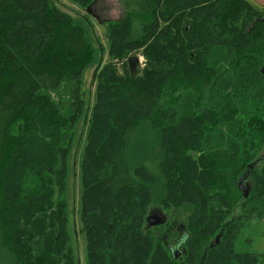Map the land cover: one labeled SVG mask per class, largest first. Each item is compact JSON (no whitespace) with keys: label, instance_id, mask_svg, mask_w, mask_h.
<instances>
[{"label":"trees","instance_id":"16d2710c","mask_svg":"<svg viewBox=\"0 0 264 264\" xmlns=\"http://www.w3.org/2000/svg\"><path fill=\"white\" fill-rule=\"evenodd\" d=\"M122 1L101 68L102 47L58 0H0V260L81 264L72 175L87 264H264V252L237 248L264 224V10L250 0ZM139 48L147 64L135 73L113 63ZM152 206L190 208L179 257L167 237L144 234Z\"/></svg>","mask_w":264,"mask_h":264},{"label":"rangeland","instance_id":"374dc122","mask_svg":"<svg viewBox=\"0 0 264 264\" xmlns=\"http://www.w3.org/2000/svg\"><path fill=\"white\" fill-rule=\"evenodd\" d=\"M61 3V7L69 11L74 19L85 28L86 34L90 36L92 43L95 47L101 46L103 52V62L101 64V68L109 63V38L108 34L110 33L109 23L117 21L119 19H123L125 16V5L122 0H93L88 5H82V3L75 0H58ZM256 6L264 10V0H250ZM91 6V10H93L96 14L99 15L101 22H99L92 14L87 12V8ZM86 19H89V28L87 27ZM130 56H138L140 58V63L137 68L141 69L147 64V57L144 53V48H139L138 50L130 51L125 58L121 61L118 59L113 60V63L121 69L123 63L126 62V65L129 67L128 58ZM100 68V69H101ZM94 71L95 67L89 68L86 71L83 91L84 98L90 100V104L94 101V94L96 89V84L94 79ZM99 74V73H98ZM65 88V86H64ZM59 97H63V106L67 107L69 105L68 95L65 94L63 90L59 91ZM91 94V96L89 95ZM75 136L72 143V150L70 160H74V168L79 170L80 159L82 156V151L85 145V137L87 132V127L84 126L82 122V117L75 124L74 127ZM11 170L10 177L14 179L16 174ZM69 192L68 198L70 200V217L74 222L76 234L72 235L73 239L76 243V250L78 254V258L81 264H87L88 262V253H87V238L86 235L82 231V227H84V223L80 220V207H81V192L82 187L80 184L79 176L77 178L70 176L69 180ZM67 194V192H66ZM190 212V208H182V209H173V210H165L163 208H159L156 206H152V208L148 207L147 215L145 216L142 229L144 234H147L149 229H151L150 234L156 235V237L167 238L172 243V245H177L178 237L183 235L185 237V228H186V217ZM158 215H164V222L156 225L157 227L150 226L151 222H155L156 220L150 219L148 217H157ZM71 226V222H70ZM154 227V228H153ZM85 235V236H84ZM246 238L251 239L250 242L245 240ZM243 239L238 242L237 248L243 252H264V224L257 225V228L243 236ZM181 246V250H182ZM141 251V249H140ZM0 264H15L7 260L4 262L0 260Z\"/></svg>","mask_w":264,"mask_h":264},{"label":"water","instance_id":"95a60500","mask_svg":"<svg viewBox=\"0 0 264 264\" xmlns=\"http://www.w3.org/2000/svg\"><path fill=\"white\" fill-rule=\"evenodd\" d=\"M91 6L90 5L88 8H87V12L92 14L99 22H101L100 20V17L98 14H96L93 10H91ZM140 63V58L138 56H130L128 58V64H129V68L131 70L132 73H135L136 70H137V67ZM263 74H264V70H263ZM246 177V176H245ZM243 182V179L240 180V184H241V189L243 190L244 192V195L247 197L249 195V192L251 190V183L249 180H246L244 184H242ZM150 219H154L156 220L155 222H151V225L150 226H153V225H158V224H161L163 223L165 220H164V215H158L157 217H148V220L150 221ZM221 236H222V233H220L217 237H216V240L214 243H212L210 246L211 247H215L217 246L219 243H220V239H221Z\"/></svg>","mask_w":264,"mask_h":264},{"label":"flooded vegetation","instance_id":"af4514ba","mask_svg":"<svg viewBox=\"0 0 264 264\" xmlns=\"http://www.w3.org/2000/svg\"><path fill=\"white\" fill-rule=\"evenodd\" d=\"M184 235V234H183ZM179 236L178 237V243H177V245L176 246H173V249H172V251H173V253H175L176 254V257H179L180 256V253H181V246H182V243H183V238H184V236ZM167 237V236H166Z\"/></svg>","mask_w":264,"mask_h":264}]
</instances>
